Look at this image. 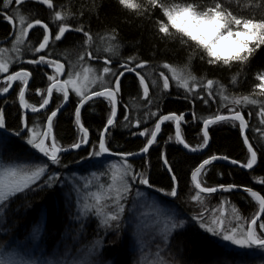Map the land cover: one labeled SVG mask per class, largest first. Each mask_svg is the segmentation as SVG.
Instances as JSON below:
<instances>
[{
	"label": "trees",
	"instance_id": "16d2710c",
	"mask_svg": "<svg viewBox=\"0 0 264 264\" xmlns=\"http://www.w3.org/2000/svg\"><path fill=\"white\" fill-rule=\"evenodd\" d=\"M136 3L145 4L146 0H135ZM168 3L182 4L184 0H167ZM55 10L61 11L62 15L67 17L71 27H75L77 22L85 26L86 30L90 28L93 36L92 47L89 49L95 53L97 47H104L108 43L118 44L119 55L112 56V67L118 69L124 61L123 57L138 56L140 60H148L150 66H146L142 75H145L146 81L155 79L156 83H150V97L153 105L157 101L160 102L161 109L164 114L170 111H176L178 114L183 113L186 121L181 126V133L186 143L195 147L202 143V123L203 118H207L216 112L217 107L222 108L223 104L219 100L216 93L214 99L209 104H203L201 100L193 101L184 99V94L175 87L179 86L170 79V89L165 90L159 85L162 79L159 78L158 72L161 69L155 67V64L163 65L171 64L173 67H182L187 63V55L192 51L187 45H181L178 42L179 33L174 28L170 29L172 35L167 39L160 36L154 25L150 24L147 18H142L139 13L132 9H126L119 5L118 0H52ZM240 7L245 13H251L256 16L264 15V0H240ZM26 23L39 18L45 23H49V27L56 31L53 13L51 9L44 6L40 0H32L30 3L20 5ZM232 10V9H229ZM1 11V2H0ZM233 14H236L235 12ZM151 15V13H149ZM0 17V42L3 41L10 31L9 23H5ZM154 19L159 20V15ZM18 22V19L16 18ZM16 22V23H17ZM42 30L40 26L32 29L26 39L25 46L21 48L22 58L27 59L33 56L27 55L30 45H37L36 36ZM67 40L58 43L55 47L49 48L50 59H59L65 65V71H68L70 65L82 62H89L95 66H103V60L106 53H101L100 60L95 58L90 60L85 56L84 49L87 45L82 46L81 34H66ZM2 45V44H1ZM6 45V44H5ZM80 46L82 52H74L73 47ZM84 56L81 61L79 57ZM109 57V56H108ZM251 63L243 69L238 68L235 64L229 68L228 66L207 65L195 57L191 61V71L197 77V80L212 79L223 86V90L229 97L250 96L258 101L256 106L244 107V114L248 118V112H252L250 125L258 129L264 127V121L259 119V104L264 103V96L260 95L258 73L264 71V46L256 51L253 57H250ZM23 64L29 71L34 66L27 65L26 62L18 60L14 63L13 70H20ZM99 67V68H100ZM51 68L40 67L42 74L52 75ZM239 73V75H237ZM170 76L169 72H166ZM237 75V80L233 84L231 77ZM129 86L125 88L122 78L121 95L122 103L127 106V113L132 118V123L127 124L119 114L116 127L111 129V148L115 152L117 150L138 152L143 146L146 138L138 135H132L133 132L143 131L144 127L151 129L154 126V118L146 119L148 116V104L142 95V89L138 88L136 78L133 74L125 73ZM1 77V76H0ZM66 77V76H64ZM110 77L107 76V80ZM2 84V77L0 78ZM26 93V101L35 106H39L41 102L36 88H46V78L38 79L35 87H31ZM19 89H14L7 95L0 97V107L6 110V121L10 128L15 129L19 123L17 119L25 110L19 104ZM166 93H169L166 95ZM191 96V94H189ZM205 92H200V96H204ZM60 94L54 92L53 101L49 108H53L62 103L59 99ZM72 98V93H71ZM230 104V103H228ZM30 109V108H29ZM31 110V109H30ZM74 106H69L58 114V124L54 127V131L58 136V146L67 147L74 139L79 137L75 133L73 127ZM151 111L155 112L156 107L153 106ZM195 111L196 115L191 116L189 113ZM50 113H38L31 115V119L37 121L36 128H44L46 123L45 117ZM108 114V105L104 102H98L93 111L86 106L82 109V119L86 126L90 127L91 139H95L96 129H102L104 120ZM141 119L142 123L139 128L135 125V119ZM174 123L166 122L161 129L158 137V146L150 150V153L144 160L128 161L133 165L134 169L143 170V166H148L150 176H153L159 183L157 187H163L167 190L168 177L159 159L161 149L167 155L169 162L173 165V170L177 172V178L180 181V194L177 203L183 212L189 216L197 213H203L205 217L216 213L217 206L221 207L223 201L229 208L233 206L238 210L241 218H247L258 209V204L251 201L245 193H223L201 194V202H197L192 197L198 191L191 181V171L212 154L228 155L230 159H238L241 162L246 161V145L243 144L242 136L238 128L228 124H219L210 126V143L205 152L190 153L183 149L175 140ZM11 133H9L10 135ZM169 137H172L169 140ZM250 142L258 150L264 147V134L260 131L249 133ZM122 146L119 149L117 146ZM14 158H5V161H37L45 162L41 154L34 150H29L28 146L22 140H17L15 147L12 149ZM259 155V153H258ZM62 166L49 165V173L59 172L60 179L53 183L49 188L45 185L40 188L39 185L44 184L46 176L33 186L31 191L26 190L24 194H17L14 198L10 197L9 202L4 204V210L0 215V248L8 246L9 236L12 233L19 240L31 243V248L25 250L34 258H38L40 254L46 255L54 259H86L83 255L97 240L101 241L96 252L102 254L105 264H108L113 258L119 260H127L128 264H160L163 260L165 264H184V261H191L193 264L201 261H212L213 259H227L229 264H240L243 260L244 264H264V258L259 254L252 256H241L235 249L226 247L223 243L210 238L206 233L194 225H188L185 219L187 229L182 233H178L175 240H172V246L168 243H160L164 233L168 229L167 217L163 214L165 209L155 197H148L139 207L132 204L135 195H126L122 201L126 203L125 210L128 220L123 224L121 231L114 229L104 230V225L99 223L100 219L94 214L81 217L78 214L77 201L75 193L70 189L66 180V174L74 176L76 179L84 177L92 173H98L105 179L111 174V167L116 163H123L120 158H92L83 149L73 150L70 153L65 152L60 157ZM264 160V156L261 157ZM100 161V163H97ZM83 162V163H81ZM108 164V165H106ZM106 165V166H105ZM264 177V164L258 163L254 171L244 170L227 163H215L206 168L200 176L202 186H216L219 183H237L240 186L253 187L256 191H260L264 195V186H261L260 179ZM109 180V179H108ZM252 182H251V181ZM109 194H115L114 189ZM149 214L151 210L150 225L145 235L138 233L143 224H139L138 214L142 211ZM158 214L154 216L152 212ZM217 214V213H216ZM147 216V214H146ZM230 218H226L228 222ZM155 223V224H154ZM166 223V225H165ZM15 225V227H13ZM37 226H42L38 243L34 245L32 234ZM141 226V227H140ZM176 232L177 230H172ZM123 237V240L121 239ZM73 246L76 255H69L67 249Z\"/></svg>",
	"mask_w": 264,
	"mask_h": 264
},
{
	"label": "snow or ice",
	"instance_id": "6c2138e0",
	"mask_svg": "<svg viewBox=\"0 0 264 264\" xmlns=\"http://www.w3.org/2000/svg\"><path fill=\"white\" fill-rule=\"evenodd\" d=\"M2 2V11L0 17L13 25V29L18 35H14L16 43L13 47L19 51V46L28 38L29 30L40 26L42 39L36 36L37 45H30L35 58L27 60V65L34 66L31 71L23 64L20 65L19 71L10 70L11 61L5 62L3 57H0V74L2 76V84H0V94L7 95L13 85L19 89L18 97L19 104L23 109H31V115L40 113L43 110L47 114L45 117L46 123L42 131H37V121L31 119V115L24 112L17 119L19 123L15 129L10 128L6 121V110L0 107V159L14 158L12 149L15 147L17 140H22L29 150H34L41 154L44 161L34 168V170H24L17 168H8L0 170V208L4 207L5 203L9 204V197L14 198L17 194H24L26 190L31 191L33 186L45 176L47 179L44 184L39 185L43 188L47 185L49 188L54 182L60 179V173H49V165L62 166L60 159L65 152L70 153L72 150H81L87 152L92 158H110L115 156L120 158L123 163L117 167L113 175V186H110L109 191L115 185L116 195L113 199L111 208L106 207L102 201L105 197L100 194H95V204L89 208H94L97 216L100 217L99 223L104 225V230L114 229L117 232L121 231L123 224L128 217L124 203L125 194L135 195L140 197V200H132L131 203L139 207L148 197H155L159 201L162 208L165 209L164 215L167 217L168 229L160 240L161 244L169 242L171 247L172 240L178 233L186 231L188 225H194L206 233L210 238L223 243L226 247L235 249L242 257L259 254L264 258V195L260 191L254 190L252 187H243L237 183H219L216 186H202L199 177L204 173V170L213 165L216 161H225L233 166H238L244 170L254 171L258 163L264 164L261 159L264 156V147L257 149L250 142L249 133L258 131L264 133V127L257 128L250 125V119L253 116L252 112H248L246 119L244 114L245 105H255L258 101L250 96H233L230 104H224L223 109H226L228 114H221L222 108L217 107L216 112L201 120L202 123V143L195 147L186 143L181 133V126L186 121L183 113L178 114L176 111H170L164 114L160 102L155 105L150 97V83L155 84L156 81H146L145 75H142L146 66H150L148 60H140L138 56L123 57V63L118 69H114L112 58L105 56L103 60V73L107 74L110 79L106 83L101 84L102 90L92 89L87 90L88 85L93 84L96 80H102V77H91V68L84 69L83 72L65 71V65L59 59H50L48 50L55 47L58 43H63L67 40L66 34H81L82 46L87 45L84 49V54L87 57H94L100 60L101 53H111L112 56L119 55V45L108 43L104 47H97L95 53L89 50L92 47L93 36L90 28L86 30L77 22L73 28L69 24L67 17L62 15L61 11L55 10L52 0H41L42 4L52 10L53 19L55 22L56 31L49 27V23L36 18L32 22H25V17L20 10V7L13 8L14 5H22L30 3L32 0H0ZM119 5L126 9H132L139 13L142 18H147L148 22L154 25L156 32L167 39L172 33L170 29L174 28L178 36V42L181 45H187L192 51L187 55V63L182 67H173L171 64L164 63L163 65L155 64L159 70L158 76L162 79V87L165 90L170 89V79H174L175 83L185 90L184 99L193 101L199 99L203 104L208 105L211 99H214V85H217L223 93V86L218 85L217 81L207 79L197 80V77L191 71V61L195 57H199L201 61L207 65L228 66L231 68L234 64L238 68L248 67L251 63L250 57H253L258 49L264 46V15L256 16L251 13H245L240 7V0H184L182 4L168 3L167 0H146L145 4L136 3L135 0H118ZM232 9V10H229ZM236 14H233V13ZM151 13V15H149ZM159 15L160 19H154ZM16 18L19 24L17 26ZM4 49H0L3 52ZM81 61L84 56L79 57ZM49 66L53 69L52 75L42 74L40 67ZM70 67H74L70 65ZM166 72L171 73V76ZM125 73L133 74L136 78L138 88L142 89V95L146 98L148 104V116L146 119L154 118V126L149 129L144 127L143 131L133 132L132 135H138L141 138H146L142 147L138 152L117 150L112 151L111 148V129L117 125L118 109L120 116L127 122L125 127L132 123V118L126 114L127 106L122 103L121 95L122 78L125 88L129 86V82ZM239 75V73L237 74ZM237 75L231 77L233 84L237 80ZM66 76V79H61ZM46 78V88H36L41 102L39 106L29 104L25 97L31 87H35L38 79ZM260 81V95L264 96V71L258 73ZM54 92L59 93V99L62 103L57 104L54 109L49 108L53 101ZM70 92L72 98L70 99ZM200 92H205V95L200 96ZM169 93H166L168 95ZM224 101H229V96H222ZM98 102H104L108 105V114L104 120L102 129H96L95 139H91L90 127L86 126L82 119V109L91 108L95 110ZM65 105L74 106L73 127L78 139H74L66 148L58 146V136L54 131V127L58 124V113H61ZM155 106L156 111H151ZM195 116V111L189 113ZM259 119L264 121V103L259 104ZM166 122L174 123L175 140L185 150L190 153L201 152L208 148L211 139L209 134L210 126L219 124H228L238 128L242 136L243 144L246 145V161L241 162L238 159H230L228 155L212 154L208 158L203 159L201 163L193 171H191V181L198 190L192 197L198 203L201 202V194L212 196L213 194L235 193L242 190L251 201L258 204L256 212L252 213L247 218H241L238 210L233 206L232 212L237 220H243L239 225L229 227L225 220L213 218L210 221L205 219L203 213H197L189 216L183 212L180 205L177 203L180 194V181L177 178V172L173 170V165L169 162L167 155L161 149L159 159L168 177L167 190L163 187H157L159 181L149 175L148 166L144 165L143 170L133 168V165L128 161L130 159L144 160L150 150L158 146V136L161 133L162 125ZM142 121L139 118L135 119L137 128ZM9 133H11L9 135ZM172 137H169L171 140ZM122 146H117L119 149ZM259 153V155H258ZM100 163V161H97ZM261 186H264V177L260 179ZM186 217L185 219L180 217ZM231 224V221L228 222ZM15 227V225L13 226ZM172 230H177L173 232ZM9 236V247L16 245L28 250L31 248V243L19 240L11 232ZM123 240V237L121 238ZM101 241L97 240L83 255L86 259H69L59 261H36L26 260L18 257V254L11 252L5 258L0 255V264H105L102 259V254H97L96 250ZM4 249L0 248V253ZM69 255L75 256L77 253L73 246L67 249ZM108 264H128L127 260H119L113 258ZM160 264H165L163 260ZM184 264H193L191 261H184ZM196 264H229L227 259H213L212 261H201ZM236 264V262H233ZM240 264H244L241 260Z\"/></svg>",
	"mask_w": 264,
	"mask_h": 264
},
{
	"label": "rangeland",
	"instance_id": "374dc122",
	"mask_svg": "<svg viewBox=\"0 0 264 264\" xmlns=\"http://www.w3.org/2000/svg\"><path fill=\"white\" fill-rule=\"evenodd\" d=\"M1 7H2V2H1ZM16 7H20V5H14L13 6L14 9ZM25 22H26V19H25ZM18 24H19V21L17 22V26H18ZM15 33H16V35H18L17 32H15ZM26 39L19 46V48H20L19 51H17L13 47V45L16 43L15 39L13 40V42L11 44L4 45V46L0 47V49H4L3 52H0V57H3L5 62L11 61L10 68L18 60L23 59L24 62H26L28 60V59L22 58V51H21V48L23 46H25ZM106 55H108L110 57L111 53H106ZM89 59L92 60V59H94V57H89ZM73 66L74 67H69L68 71L83 72L84 69L91 68L93 70L90 73L91 77H102L103 78L102 80L98 79V80H96L95 83L88 85L87 90H89V91H91L92 89L102 90L101 84L106 83L108 81L107 80V74L103 73V71H102V68L104 65L100 67V65L95 66V65L91 64L90 62L88 64H83L82 62H77V64H73ZM51 70H53V69L51 68ZM0 76L2 77L3 74H0ZM170 76H171V73H170ZM66 78L67 77H64V78L61 77V79H66ZM214 93L217 94L219 100L221 101V103L223 105L230 103L232 97H229V101H224L222 96L226 95V93L223 90V93L221 94V89L217 85H214ZM237 98H239V97H237ZM256 105H258V103L255 105H245V107L256 106ZM221 114H228V112L226 109H224ZM36 129H37V131H41V129H39V128H36ZM81 163H83V162H81ZM39 164H41V163L37 162V161H25V162L24 161L23 162L9 161L8 162V161H5V158H3V159H0V170L8 169V168L34 170V168L36 166H38ZM106 165H108V164H106ZM113 165H116L117 167H119L121 165V163H116V164L113 163ZM111 168H112L110 170L111 174L107 176V179H105L104 177H102V175H99L98 173H92V174L86 175L84 177H80L78 179H76L74 176H71L69 174L65 175L67 183L70 186V189L75 193L76 201H77L78 214L81 217L86 216V215H90V214H94L95 216H97L95 213V209L89 208L90 205L95 204V194L96 193L102 194L105 197V199L102 201V203L106 207L111 208L115 194H109L110 193L109 188H110V186H113V175L116 171V169H114L113 167H111ZM53 173H55V172H53ZM50 174H52V173H50ZM46 179H47V176H46ZM115 187H119V185L117 184V185H115ZM115 187H113L112 189L115 190ZM126 195L127 194H125V197H126ZM135 199L140 200V197L135 196ZM125 204L126 203H124V205ZM3 210H4V207L0 208V215L2 214ZM216 213H213L211 216L205 217V219L210 221L213 218H217V219L222 218L225 220L226 224L229 227L234 226V225H239L240 223L243 222V220H237L236 219L235 214H233V212H232V208H229L226 205L225 201H223V204L221 205V207L217 206ZM146 214H147V216H146ZM146 214H145V211L143 210L140 214H138L139 216H137V219L139 220L138 223L143 224V227L140 226L141 228H140V230H138V233H141V235H139V236L145 235L147 228L151 224L150 223L151 210L149 211V214L147 212H146ZM152 214L154 216L155 215L158 216V214L155 213L154 211L152 212ZM97 217L100 219L99 216H97ZM226 218H230L229 221H231V224L228 223L229 221L228 222L226 221ZM165 225H166V223H165ZM41 231H42V226H37L35 228L33 234H32V237H29V240L32 239L34 241V245H36L38 243ZM3 249H4V251H3V253H0V255H3L5 258L7 257L8 253L15 252L18 254V257H22L23 259H26V260H36V261L49 260V261H54V262L61 260V259H54V258L48 257V256L43 255V254H40L38 258H34V256H32L26 252H23L21 247H18L16 245L9 247V244H8V246L7 247L5 246ZM31 250H32V248H31Z\"/></svg>",
	"mask_w": 264,
	"mask_h": 264
},
{
	"label": "bare ground",
	"instance_id": "6f19581e",
	"mask_svg": "<svg viewBox=\"0 0 264 264\" xmlns=\"http://www.w3.org/2000/svg\"><path fill=\"white\" fill-rule=\"evenodd\" d=\"M3 9H1V11H2ZM11 28V27H10ZM15 33V31L13 30V28H11L10 29V31H9V33L7 34V35H5V37H6V39H4L3 41L5 42V44L6 45H8V44H11L12 42H13V40H14V35H16V33ZM38 36H40L41 37V39H42V35H41V32L40 33H38ZM37 42V41H36ZM81 47L80 46H75V47H73L72 48V50L74 51V52H82L83 51V49H80ZM27 55H30V56H33L32 58H30V57H28L27 59L28 60H30V59H33V58H35V56H34V53L32 52V49L31 48H28V50H27ZM153 80H155L154 78H152V81ZM159 85L162 87V84H160L159 83ZM178 91H180V92H182V94H184L185 95V90L183 89V88H181L180 86H176L175 87ZM189 95V94H188ZM189 97H191L190 95H189ZM207 149H203L201 152H205ZM139 159H136V160H134V161H138ZM227 163V164H229L228 162H225V161H216V162H213V164H215V163ZM229 165H231V164H229ZM231 166H233V165H231ZM235 167H238V166H235ZM239 168V167H238ZM242 169V168H241ZM199 179H200V177H199ZM251 181V180H250ZM252 182V181H251ZM194 184V183H193ZM243 187H245V186H243ZM242 186H241V189L243 188ZM253 188V187H252ZM254 189V188H253ZM255 190V189H254ZM237 192H242V193H244L242 190H240V191H237Z\"/></svg>",
	"mask_w": 264,
	"mask_h": 264
},
{
	"label": "water",
	"instance_id": "95a60500",
	"mask_svg": "<svg viewBox=\"0 0 264 264\" xmlns=\"http://www.w3.org/2000/svg\"><path fill=\"white\" fill-rule=\"evenodd\" d=\"M14 30V29H13ZM3 43H5L4 41H1L0 42V44H3ZM62 63V62H61ZM63 64V63H62ZM64 76H62V78H63ZM14 87H15V84L13 85V89H14ZM13 89H10V92L13 90ZM2 96H5L4 94H0V97H2ZM70 99H71V92H70ZM51 106V104L49 105V107ZM68 107V105H65L64 106V108L62 109V111H64L66 108ZM25 110V112H27V113H29V114H31V110L30 109H24ZM61 111V112H62ZM43 112V110H41L40 111V113H42ZM58 114H60V113H58ZM118 114H119V109H118ZM118 118V117H117ZM162 127H163V125H162ZM159 137V136H158ZM209 143H210V141H209ZM182 147V146H181ZM209 147V146H208ZM183 148V147H182ZM184 149V148H183ZM207 149V148H206ZM73 151V150H72ZM187 151V150H186ZM106 157H107V154H106ZM105 157V158H106ZM111 157H115V156H111ZM118 158V157H117ZM134 160H136V159H130L129 161H134Z\"/></svg>",
	"mask_w": 264,
	"mask_h": 264
},
{
	"label": "flooded vegetation",
	"instance_id": "af4514ba",
	"mask_svg": "<svg viewBox=\"0 0 264 264\" xmlns=\"http://www.w3.org/2000/svg\"><path fill=\"white\" fill-rule=\"evenodd\" d=\"M40 2H41V0H40ZM41 3H42V2H41ZM1 9H2V7H1ZM2 20H3L5 23L8 24V22H7L5 19H2ZM16 22H17V21H16ZM9 25L11 26V28H13V25H12V24L9 23ZM31 30H32V29H30L29 32H30ZM5 39H6V38H5ZM4 45H5V43H3L2 45L0 44V47H1V46H4ZM10 70L14 71V70H13V67H11ZM17 71H19V70H17ZM50 71L53 72V70H50ZM15 86H16V85H15Z\"/></svg>",
	"mask_w": 264,
	"mask_h": 264
}]
</instances>
